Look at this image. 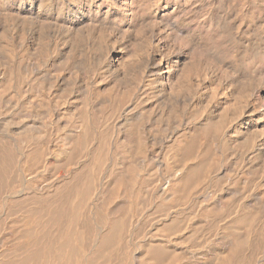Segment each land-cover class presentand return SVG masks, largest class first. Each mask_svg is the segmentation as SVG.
<instances>
[{
    "label": "bare ground",
    "instance_id": "6f19581e",
    "mask_svg": "<svg viewBox=\"0 0 264 264\" xmlns=\"http://www.w3.org/2000/svg\"><path fill=\"white\" fill-rule=\"evenodd\" d=\"M20 1L21 3L25 2V0ZM132 9L137 12L140 10V4L134 2ZM17 13L15 12V14ZM87 22L89 23L88 20ZM50 23L53 24L51 21ZM28 24L30 25V23ZM45 24L43 23V27ZM11 25L12 23L10 27L13 26ZM87 25L85 24V26ZM199 25L201 26V24ZM87 27L89 28V26ZM86 28L84 29L86 30ZM42 33L44 32L40 34ZM46 33L52 32L46 31ZM19 34L17 32V35ZM219 34L220 32L214 34L215 40L219 38ZM9 35H6V38ZM54 35L51 34L52 37ZM36 36L38 37L37 34ZM42 37L44 39V36ZM15 40H17L16 37ZM181 40L183 41L184 38ZM22 41L24 42V40ZM76 41H79V38ZM3 42L6 44L5 40ZM154 43L153 51L151 50L155 54L152 59L153 62L156 61L154 69L160 72L163 81L170 82L175 71L178 72L181 67L174 66L176 69L173 70V65L169 64L168 53L158 49ZM17 48L19 47L17 46ZM67 48L69 49V46ZM70 48L73 49L71 45ZM138 48L140 49V47ZM1 49L6 52L0 60V195L3 197L9 192L14 194L16 191L17 193L14 196L10 193L7 202L0 200V264H258L261 259L260 254L264 255V217L262 216L264 212L261 211L264 208V192L254 186L251 187V185L248 189L239 186L238 180H233L229 175L230 171L224 169L223 171L221 165H212L211 157L198 163H188V159L195 153L196 148L203 146L204 139L209 134L207 129L197 130L192 139L186 141L187 143L184 142L183 137L180 140L176 139L178 141L173 142L171 149L165 155H160L154 148V144L148 145L156 139V128H149V122L145 119L146 113L144 114L140 107L136 110H134L136 107L130 108L131 105L124 107L119 100L112 102L107 109L98 108L95 110L96 105L89 95L66 97L65 100L62 97L56 98L59 94L55 97L51 95L52 88L55 86L53 79H48L49 82L45 83L40 79L34 78L33 80L27 74L24 75L23 64L14 60V56L7 53V48L1 46ZM72 49L71 52L74 51ZM112 49L114 48L112 47ZM122 51L114 49L112 53L106 55L110 67L116 73L123 72L128 65V59L126 60ZM62 52L66 53L63 50ZM133 60L137 61L138 59ZM30 61L34 62L35 59ZM91 62L93 63V60ZM137 62L135 63L137 64ZM34 64L36 63L34 62ZM134 69L136 70L135 67ZM52 75L54 76V73ZM33 77L35 76L33 75ZM77 78L76 80L79 79ZM202 80L204 81L205 78ZM63 86L65 87V85ZM196 86L199 87V85ZM127 87H129L128 83ZM171 89L173 92L174 86ZM89 90L91 91V89ZM56 91L59 93L58 89ZM184 92L186 91L184 90ZM180 99L182 98L180 97ZM192 99L194 100V98ZM176 100L178 101L175 98L174 101ZM232 104L230 103V105ZM147 109L149 111V108ZM259 109L261 108L259 107ZM150 112L152 111L150 110ZM245 114L248 113L241 115ZM184 124L182 121V125ZM174 136L175 132L172 133L166 127L164 138H158L159 140L168 138L171 141ZM170 159L177 161L178 164L173 166V163L169 162ZM149 160L167 165V171L161 178L152 172L153 168H148ZM55 169H62V171L55 175ZM212 173L222 175L221 185L218 184L214 191L211 190V193L207 188L206 194L200 191L202 190L200 187L199 190L195 189L201 180ZM163 180L167 181L165 185ZM248 193H254L255 199H250ZM194 195L196 196L194 197ZM241 204H245V206L242 208ZM227 217L228 219L221 225L219 222ZM209 226L213 227L215 231L214 237L210 239L206 236L199 239L202 233H205L204 229ZM176 233L181 234L184 238L170 235ZM185 241L194 243L190 245Z\"/></svg>",
    "mask_w": 264,
    "mask_h": 264
},
{
    "label": "rangeland",
    "instance_id": "374dc122",
    "mask_svg": "<svg viewBox=\"0 0 264 264\" xmlns=\"http://www.w3.org/2000/svg\"><path fill=\"white\" fill-rule=\"evenodd\" d=\"M134 2H138L140 4V10L137 11L138 13L132 9L134 7ZM36 8L38 9V11ZM15 12L16 13L19 12V13L15 14ZM30 15L33 17H31ZM263 17H264V0H34V1L25 0L24 3L23 2L21 3L20 0H0V60L3 58L6 52L1 49V46H3L5 49L7 48V53H9L11 56H14L13 57V59L15 58L14 60L20 61L21 64H23L24 75L27 74L33 80L34 78L40 79L45 83L49 82L48 79L50 80L53 79L55 86H53L52 88L51 95L55 97V95L59 94L56 96V98L62 97V99L65 100L67 99L66 97L73 98L79 95H89L92 98V101H94V104L96 105L94 108L95 110L98 108L107 109L110 107L112 102L114 101L118 102L119 100H121L124 107L131 105L130 108L136 107L134 110L139 109L140 107V109L144 112V114L146 113L145 114L146 117L145 116L144 117L146 121L149 122V128L150 129L156 128V133H157L156 139L153 141V143L152 141L148 143V145L152 146L154 144V148H156V151L160 155H165L171 149V145L173 144V142L178 141L176 139L180 140L183 137L185 140L184 142L187 143L186 141H190L192 137L195 135V132L197 130H199L200 128L207 129L209 134L204 139L203 146L199 147L198 149L196 148L197 151L195 150V153H193L192 157L188 159V163H198L208 157H211L212 165L213 166L221 165L222 170L224 169L228 172L230 171L229 175L233 180L236 181L238 180L239 186L248 189L251 185V187L254 186L259 191L261 190L262 192H264V157H263L264 156L263 155L264 154V146H263L264 145V120H263L264 119V105H263L264 104V49H263L264 48V18ZM87 20L89 21V23L87 22ZM50 21L53 22V24L50 23ZM10 22L13 25V26L11 25L12 27H10L11 24ZM28 23H30L31 26ZM43 23H46L44 27H43ZM198 23L201 24V26ZM85 24H88L87 26H89V28L85 26ZM28 25H29V30H28ZM6 27L9 28L7 29ZM84 28H86V30ZM23 29L26 31H24ZM44 29L47 32H52V33H46ZM40 31L44 32L42 33L44 35L40 34L41 33ZM17 32L18 34L19 33L20 34L17 35ZM217 32H220V34L218 36L219 38L215 40L214 34ZM147 33H150L149 34L150 36ZM36 34L38 35V37L36 36ZM51 34L52 36L55 34L57 37L55 35L54 37L57 40L54 37H52ZM6 35L9 36H7L6 38ZM32 35L34 36V38ZM41 35L44 36V39ZM15 37L17 40H15ZM46 37H47V42H46ZM182 37L184 38L183 41L181 40L183 39ZM78 38L79 41H76ZM137 38L139 41L137 40ZM21 39L24 40V42ZM1 40L3 41L5 40L6 44ZM64 40L65 42H63ZM69 40L71 41V43ZM152 42L153 43L155 42L154 44L157 45L158 49L164 50L165 52L168 53V57L170 61L169 64L173 65L172 66L173 70L176 69L175 67L177 66L181 67L180 70H178V72H176L177 70L175 71L173 78L170 82L168 81L166 83V80L163 81L162 76L160 77V72L157 69H154L156 66L155 64L156 61L153 62L152 60L153 55H155L152 52L153 51ZM61 43L62 45H60ZM93 44L95 46H92ZM28 45L30 46L32 45L33 47L32 46L30 47ZM67 45L69 46V49L67 48L68 47ZM70 45L71 47H73V49L70 48ZM74 45L76 49L74 48ZM100 45L101 47H98ZM17 46L19 48H17ZM43 46L44 48L45 47L46 48L44 49ZM61 46L64 47L62 48ZM112 47L114 49H120V51L123 50L122 52L125 54L126 60L128 59L127 60L128 65L123 72L116 73V71H114L110 67V62L106 55L114 51ZM138 47H140V49ZM33 48L36 50V52ZM103 48L104 51L102 52ZM71 49L74 51L71 52ZM33 50H34V55L32 53ZM62 50L66 51L67 54L65 52H62ZM147 50L150 51L149 52L150 54L146 52ZM77 52H79L80 55H78L79 53ZM14 53L17 55V58ZM98 53L99 55H96ZM77 55L79 58L77 57ZM25 57L28 58L26 59ZM31 57L35 59L34 62L36 64H34L33 61H30L33 60ZM133 59L136 60L138 59L137 61L140 62L139 65L138 62ZM171 59L172 60L174 59L173 62ZM92 60L93 63L91 62ZM135 62H137V64ZM146 65L148 68L146 67ZM139 66L141 68H138ZM134 67L136 68V70L134 69ZM88 69L92 72V74ZM53 73L54 76L52 75ZM33 75L35 77H33ZM55 76H57V78H55ZM77 76L79 79L77 78ZM75 77L78 80H76ZM203 77L205 78L204 81L202 80L204 79ZM70 82L71 84H69ZM127 83L129 87H127ZM63 85H65V87ZM196 85H199V87ZM238 85H239V89H238ZM82 86L84 89L82 88ZM173 86L175 88V90H173L175 94L172 92L171 89ZM124 87L126 88L124 89ZM57 89L59 93L56 91ZM89 89H91L92 92ZM101 89L102 90L104 89L105 93ZM163 89L167 91H164ZM242 89L244 92L242 91ZM121 90L122 92L120 93ZM184 90L186 92H184ZM193 91H195L196 93ZM141 93H143L144 95H142ZM181 93L185 97L180 96L182 95ZM90 94H94V95L92 96ZM168 94L170 97L168 96ZM180 97L182 99H180ZM175 98L178 99V101L177 100L174 101ZM192 98H194V100ZM182 100L186 103V105H184L185 103ZM154 102L157 106L154 104ZM166 102H168L169 104ZM132 103L136 105L134 106ZM230 103L233 104L230 105ZM181 105L183 106L181 107ZM184 106L186 108H183ZM146 107L149 108V111ZM243 107L245 108V110H243L244 109ZM259 107L261 109H259ZM247 108L249 111L247 110ZM183 109L185 110V112H183L184 111ZM150 110L152 112H150ZM244 113H248V114L241 115ZM182 121L183 124L185 123L184 125H182ZM166 127H168V129L172 133L175 132V136L171 141L168 138L160 139V140L158 138V137L164 138ZM211 129L213 130L211 131ZM248 133L251 134L250 137ZM237 153L239 154V157ZM169 162L173 163V166L174 164H178L177 161L171 159ZM148 168L149 169L153 168L152 172H154L155 175H157L160 178L163 176L164 172L167 171V165L150 160L148 161ZM54 171H56L55 175H58L59 172L61 173L62 169H55ZM54 171L51 172L53 173ZM212 175L214 174L213 173L209 174L207 178L201 180L199 182V185H197L195 189H198L200 187L202 189L200 191L204 194H206L208 191L209 193H211L212 189H213L212 191H214V189L218 186V184L221 185L223 180H222V175L218 173H216L214 176ZM163 181L165 185L167 181L166 180ZM10 193L12 196H14L17 192L14 191V194L13 192H9V194ZM7 194H4L3 197L2 195H0L1 197L0 200L7 202V197L9 196V194L8 195ZM254 195H255L254 193H251L248 197L250 199H255ZM195 196L196 195H194V197ZM241 206L243 208L245 204H241ZM261 211L264 212V208H262ZM262 216L264 217V214H262ZM227 219L228 217L225 218L224 220H221L219 223H221L222 225ZM206 228L203 231L205 233H202V236L199 239L206 236L209 237L210 239L214 237L215 231L213 227L209 226L207 229ZM170 235L177 236L178 238H182V239L184 238V236H181V234L179 233L170 234ZM186 243L193 245L194 242H189V243L186 242ZM260 256L261 259L259 260L258 264H264V255L260 254Z\"/></svg>",
    "mask_w": 264,
    "mask_h": 264
}]
</instances>
